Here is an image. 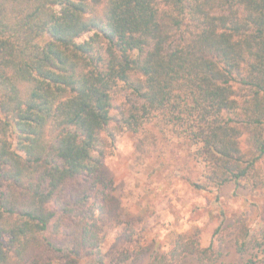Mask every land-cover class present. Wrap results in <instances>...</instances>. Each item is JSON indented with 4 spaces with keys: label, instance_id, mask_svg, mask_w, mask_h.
<instances>
[{
    "label": "trees",
    "instance_id": "trees-1",
    "mask_svg": "<svg viewBox=\"0 0 264 264\" xmlns=\"http://www.w3.org/2000/svg\"><path fill=\"white\" fill-rule=\"evenodd\" d=\"M149 124L195 146V188L264 184V0H0V264L215 262L196 233L105 243L104 158ZM233 232L228 264H264V217Z\"/></svg>",
    "mask_w": 264,
    "mask_h": 264
},
{
    "label": "rangeland",
    "instance_id": "rangeland-1",
    "mask_svg": "<svg viewBox=\"0 0 264 264\" xmlns=\"http://www.w3.org/2000/svg\"><path fill=\"white\" fill-rule=\"evenodd\" d=\"M146 128L157 134L160 141L155 146L140 153L141 136L126 130L104 158L103 171L112 178L108 190L117 199L120 214L119 224L108 230L106 245L126 225H134L141 243H159L166 249L178 234L196 233L201 245L213 243L220 251L213 263L187 256L180 264L240 262L233 231L264 217V184L227 183L217 191L199 190L193 183L200 181L203 163L195 157V146L175 136L165 139L153 124Z\"/></svg>",
    "mask_w": 264,
    "mask_h": 264
}]
</instances>
